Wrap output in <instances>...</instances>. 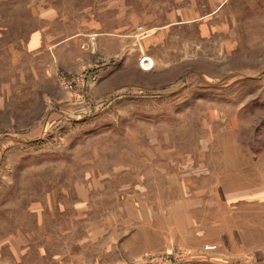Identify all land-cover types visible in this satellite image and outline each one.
I'll use <instances>...</instances> for the list:
<instances>
[{
    "label": "rangeland",
    "instance_id": "obj_1",
    "mask_svg": "<svg viewBox=\"0 0 264 264\" xmlns=\"http://www.w3.org/2000/svg\"><path fill=\"white\" fill-rule=\"evenodd\" d=\"M236 11L0 0V264H264V31Z\"/></svg>",
    "mask_w": 264,
    "mask_h": 264
},
{
    "label": "crops",
    "instance_id": "obj_2",
    "mask_svg": "<svg viewBox=\"0 0 264 264\" xmlns=\"http://www.w3.org/2000/svg\"><path fill=\"white\" fill-rule=\"evenodd\" d=\"M211 6L237 7L238 28L244 32L264 31V0H208ZM233 14L234 12H229ZM259 23L261 26H258ZM255 37V35H254Z\"/></svg>",
    "mask_w": 264,
    "mask_h": 264
},
{
    "label": "built area",
    "instance_id": "obj_3",
    "mask_svg": "<svg viewBox=\"0 0 264 264\" xmlns=\"http://www.w3.org/2000/svg\"><path fill=\"white\" fill-rule=\"evenodd\" d=\"M145 60V59H144ZM142 61V64H145L147 63V61ZM62 84L66 87V88H71L72 84H71V81H68V80H64L62 79Z\"/></svg>",
    "mask_w": 264,
    "mask_h": 264
},
{
    "label": "bare ground",
    "instance_id": "obj_4",
    "mask_svg": "<svg viewBox=\"0 0 264 264\" xmlns=\"http://www.w3.org/2000/svg\"><path fill=\"white\" fill-rule=\"evenodd\" d=\"M144 61H147V59H145ZM143 66H145V65H147V63L146 64H142Z\"/></svg>",
    "mask_w": 264,
    "mask_h": 264
}]
</instances>
